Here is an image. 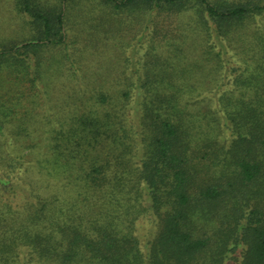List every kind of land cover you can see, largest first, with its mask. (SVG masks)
I'll list each match as a JSON object with an SVG mask.
<instances>
[{
    "label": "trees",
    "instance_id": "obj_1",
    "mask_svg": "<svg viewBox=\"0 0 264 264\" xmlns=\"http://www.w3.org/2000/svg\"><path fill=\"white\" fill-rule=\"evenodd\" d=\"M13 6L0 264H264V0ZM114 38L125 82L75 66Z\"/></svg>",
    "mask_w": 264,
    "mask_h": 264
},
{
    "label": "rangeland",
    "instance_id": "obj_2",
    "mask_svg": "<svg viewBox=\"0 0 264 264\" xmlns=\"http://www.w3.org/2000/svg\"><path fill=\"white\" fill-rule=\"evenodd\" d=\"M0 18L5 19L3 24L8 28V35L15 33L16 28L19 29L22 26L21 18L17 16V13L14 10L13 0H0ZM25 32H27V30L20 29L17 31L16 35H23ZM105 41V43L100 44L94 42V47L91 49L94 56L85 62L76 61L75 66L81 64L88 77L101 75L102 77L106 76L107 80L111 81L116 74V76H120L123 82H125L126 78L124 77L131 76L134 73L133 70L138 67L137 60L140 54L144 51V46H142L143 44L138 42L137 39L133 42L131 41L129 45L125 44L124 46L115 38L112 40L107 39ZM126 58L129 60H125ZM65 59L67 60L66 57ZM78 78L79 82L86 80L82 75ZM133 79L136 80L135 78Z\"/></svg>",
    "mask_w": 264,
    "mask_h": 264
}]
</instances>
